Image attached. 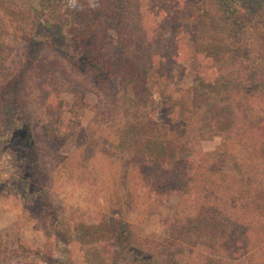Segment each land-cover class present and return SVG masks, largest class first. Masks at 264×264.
Wrapping results in <instances>:
<instances>
[{
	"label": "trees",
	"instance_id": "1",
	"mask_svg": "<svg viewBox=\"0 0 264 264\" xmlns=\"http://www.w3.org/2000/svg\"><path fill=\"white\" fill-rule=\"evenodd\" d=\"M7 1L0 0V147L13 133L18 148L28 149L29 190L37 182L39 153L55 152L66 140L61 94L70 92L71 109H93L89 127L99 138L96 131L87 135L85 148L63 158L65 164L75 158L71 163L79 168L89 149L111 167L109 151L121 156L133 149L115 173L117 186L136 191L155 184L162 198L179 196L167 220L168 244L159 255L130 244L131 264H264V191L252 196L237 173L215 167L216 151L198 150L201 140L238 127L235 138L246 141L251 154L247 179H256L259 158L264 163V7L248 15L234 0H86L69 6L71 51L65 52L46 34L55 0ZM203 14L211 17L205 21ZM164 21L173 32L194 30L190 47L177 43L179 36L164 37ZM10 35L25 44L24 72L35 71L43 123L28 111L26 76L2 71ZM192 58L201 69L176 93L173 66ZM68 67L93 89H82ZM206 72L213 81L202 78ZM89 92L99 103L84 100ZM11 112L20 117L14 128Z\"/></svg>",
	"mask_w": 264,
	"mask_h": 264
},
{
	"label": "rangeland",
	"instance_id": "2",
	"mask_svg": "<svg viewBox=\"0 0 264 264\" xmlns=\"http://www.w3.org/2000/svg\"><path fill=\"white\" fill-rule=\"evenodd\" d=\"M84 1L86 0L53 2L46 34L56 49L71 51L67 40L69 6ZM234 1L241 5L248 15L256 14L264 7V0ZM193 12L197 16L199 8ZM169 14L174 17L173 13ZM203 15V18L211 17ZM207 18L204 20L207 21ZM156 20L161 21V16H157ZM161 30L164 37L171 40H174L175 36L181 37L176 42L184 44L187 48L192 44L194 30L191 31L190 27L185 26L184 31L179 28L173 32L172 27L164 21ZM7 42L11 50L10 57L2 71L12 75L23 73L26 76L28 111L42 122L43 110L36 90L35 71L28 69L24 72L25 44L11 35ZM201 66V62L194 58L186 62L177 60L172 70L171 88L176 90V93L186 89L195 80ZM68 68L74 78L82 83V89H93L78 73ZM214 77L209 72L202 75L203 79L209 81H213ZM61 98L64 102L62 114L65 119L62 131L66 140L55 152L43 148L39 153L35 172L37 182L33 193L27 183V176L33 171L30 167L28 169V166L32 165L27 158L28 149L18 148L13 133L2 141L0 264H131L132 252L129 245L132 246L134 242L139 243L146 253L159 255L168 244L172 229L167 220L171 218L179 200L178 194L171 193L164 199L162 190L155 184L136 191L123 188L122 185L117 186L115 173H118L121 161L127 154L132 153L133 149L126 150L121 156L117 154L118 151H109L107 162L115 164L111 167L104 159L99 158V154L95 155L89 149L81 153L79 168H76V163H71L75 158L69 159L70 162L65 164L63 158L70 157L77 152V148L79 151L81 147L85 148L83 141H88L87 135L90 138L93 131H96V138H99V130L89 127L94 116L91 106H85L77 113L71 109L74 97L70 92H63ZM84 100L89 105L99 103V98L97 100L92 92L87 93ZM106 101L112 110L117 109L111 106L110 99ZM9 118L13 123L16 122L15 125L12 124L14 128L20 117L11 112ZM118 123L121 121H117ZM40 127L41 125L35 127L39 134L43 132ZM236 132L239 133L238 127L227 132L228 135L217 133L201 140L199 154L216 151L215 167L237 173L242 183L249 184L245 187L246 192L256 196L260 192L259 189L264 191V163H260L259 158V169L253 172L256 179H247L246 175L251 176V173H247L245 166L250 162L251 154L247 142L235 138ZM238 135L241 137V134ZM41 138L43 139V136ZM43 146L47 144L43 142ZM95 165L99 167V174L93 169ZM69 168L75 171L73 175L67 173ZM221 254L224 255L225 251H221ZM223 261L226 262L227 259L224 258Z\"/></svg>",
	"mask_w": 264,
	"mask_h": 264
}]
</instances>
